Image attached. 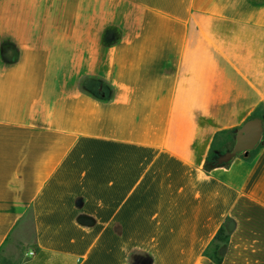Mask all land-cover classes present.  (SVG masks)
Returning a JSON list of instances; mask_svg holds the SVG:
<instances>
[{
    "label": "crops",
    "instance_id": "0c3cea01",
    "mask_svg": "<svg viewBox=\"0 0 264 264\" xmlns=\"http://www.w3.org/2000/svg\"><path fill=\"white\" fill-rule=\"evenodd\" d=\"M257 115L264 0H0V264H264V143L208 168L200 122Z\"/></svg>",
    "mask_w": 264,
    "mask_h": 264
},
{
    "label": "water",
    "instance_id": "95a60500",
    "mask_svg": "<svg viewBox=\"0 0 264 264\" xmlns=\"http://www.w3.org/2000/svg\"><path fill=\"white\" fill-rule=\"evenodd\" d=\"M80 88L92 94L102 102H110L115 95L114 88L104 79L84 76L80 81ZM230 143L227 149L214 147L209 153L208 161L212 168L230 164L235 159L249 156L264 143V116H251L239 125L228 130ZM80 224L92 226L96 223L95 217L85 213L77 216ZM154 259L148 253H137L133 257V264H153Z\"/></svg>",
    "mask_w": 264,
    "mask_h": 264
},
{
    "label": "rangeland",
    "instance_id": "374dc122",
    "mask_svg": "<svg viewBox=\"0 0 264 264\" xmlns=\"http://www.w3.org/2000/svg\"><path fill=\"white\" fill-rule=\"evenodd\" d=\"M200 122H204V124H207L209 127L217 130L212 135H211V132H213L215 130H211L210 133L205 137V140H204L205 148L209 147V151H208V155L207 156H209L210 151L214 147H219L221 149H227L228 148L229 143H230V139H229V136H228V130L230 128H232L233 126H235V125L229 126L228 128L217 129V128H215L216 126L219 125V123L217 121H214V120L208 119V118H202L200 120ZM206 166L208 168H211L210 162L208 161V159L206 160ZM225 250H226V246L223 245L222 249H221V252L223 253ZM211 253H213V250H210V254Z\"/></svg>",
    "mask_w": 264,
    "mask_h": 264
},
{
    "label": "trees",
    "instance_id": "16d2710c",
    "mask_svg": "<svg viewBox=\"0 0 264 264\" xmlns=\"http://www.w3.org/2000/svg\"><path fill=\"white\" fill-rule=\"evenodd\" d=\"M230 224H224L220 227L215 238L207 250L206 255H209L214 259L216 263H221L223 260V253L221 252L222 246L226 245L230 237ZM210 250H213V253L210 254Z\"/></svg>",
    "mask_w": 264,
    "mask_h": 264
},
{
    "label": "built area",
    "instance_id": "2783aa9c",
    "mask_svg": "<svg viewBox=\"0 0 264 264\" xmlns=\"http://www.w3.org/2000/svg\"><path fill=\"white\" fill-rule=\"evenodd\" d=\"M30 253H31V254H34V252H33V251H31Z\"/></svg>",
    "mask_w": 264,
    "mask_h": 264
}]
</instances>
